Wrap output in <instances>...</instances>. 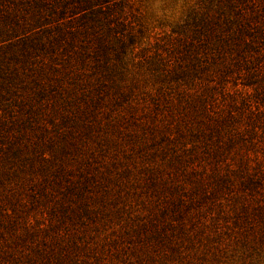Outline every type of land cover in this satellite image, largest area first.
<instances>
[{
    "label": "trees",
    "instance_id": "trees-1",
    "mask_svg": "<svg viewBox=\"0 0 264 264\" xmlns=\"http://www.w3.org/2000/svg\"><path fill=\"white\" fill-rule=\"evenodd\" d=\"M122 1L0 0V47L5 45L0 49V61L21 63L18 71L12 66L8 75L0 68V87L5 91L0 101V154L10 153L19 159L23 168L20 172L29 171L30 187L35 188L30 192L31 203L38 201L36 191L54 202L47 211L48 225L43 229L45 234H54L52 238L58 246L50 245L52 239L41 240V247L35 250V256L28 257V264L35 259L41 264H67L69 252L62 253L63 248H58L70 242L61 239L59 232L68 230L66 224L70 229L95 215L81 204L85 183L91 179L86 176L82 183L73 180L77 162L67 155H78L81 150L72 148L68 137L74 132L81 135L91 130L85 119H89L87 108L108 105L105 113L111 114L119 102L128 103L132 98L134 89L121 91L116 80L124 76L121 67L134 44L131 37H124L125 23L119 17ZM174 37L182 67H169L157 61H152L150 67L156 71L153 79L161 83L153 105L157 107L159 99L168 98L172 91L176 93L175 100L188 107L194 120L193 129L181 142L187 155L175 162L184 164L185 159H191L193 164L202 162L212 168L209 180L216 184L210 194L214 198L217 188L228 193L238 191L230 200L235 205L232 214L236 219L225 235H238L243 248L242 263L264 264V0H197L187 23ZM20 39L21 45L14 47L12 43ZM44 55L49 57L50 65L42 60ZM60 56L73 60L70 67L77 70L75 74L64 66L61 72L57 70ZM20 70L30 81L22 83L21 79L22 90L16 91L12 86L20 79L17 83L13 79ZM85 73L93 76L94 84L80 91ZM224 94L227 105L214 112L219 100L224 101ZM69 101L73 108L65 112ZM50 103L53 110L48 108ZM17 109L22 111L20 119L15 115ZM44 120L49 125L40 124ZM77 125L83 131L72 129ZM250 154L254 161L248 160ZM35 159L39 162L31 167ZM26 164L29 165L24 169ZM152 173L147 186L155 189L161 169ZM167 181L160 183L172 196L165 209L174 213L175 224L161 212L162 221L141 223L125 234L143 242V246L163 241L167 229L181 230L185 220L180 219L190 214L188 207L195 206H183L182 198L176 197L178 190ZM54 191L60 192L59 198L52 194ZM66 202L76 205L68 207ZM219 220H213L212 226L218 225ZM42 232L36 230L29 237Z\"/></svg>",
    "mask_w": 264,
    "mask_h": 264
},
{
    "label": "rangeland",
    "instance_id": "rangeland-1",
    "mask_svg": "<svg viewBox=\"0 0 264 264\" xmlns=\"http://www.w3.org/2000/svg\"><path fill=\"white\" fill-rule=\"evenodd\" d=\"M122 2L124 5L119 17L125 23L124 37H131L134 44L121 67L124 76L117 77L116 80L120 82L121 91L125 92L129 87L134 89L132 98L128 103L119 102V106L111 114L105 113L108 105L103 108V105L87 108L89 119H85L90 131H83L79 125L72 127L74 131L76 128L83 131L81 135L74 132L73 136L68 137L73 142L72 148L77 147L81 151L78 155H67V158L77 162L72 174L73 180L82 183L81 180L86 176L91 179L90 183H85L81 204L91 209L95 215L92 214L89 221L85 219L77 222L70 229L66 224L69 230L65 231L67 236L64 230L58 236L64 240L69 239L70 243L66 246L72 248L66 250L64 242L60 243L62 245L58 250L63 248L62 253L69 252V258L65 261L67 264H244L240 257L243 248L237 240L238 235H234L235 238L225 235L236 219L232 214L235 205L230 200L238 191L233 189L232 193H228L224 188H217V198H214L210 195L216 188V184L209 180L212 168L202 162L193 164L191 159H185L184 164L177 165L175 159L187 155L181 142L186 138L188 130L194 127L191 111L175 100L176 93L172 91L169 96L166 94L168 98L159 99L157 107L153 105V100L156 99L154 95L161 83L157 78L153 79L156 71L154 67H150V63L157 61L164 62L169 67L172 64L179 66V51L174 33L187 23L197 0ZM21 40L12 43L13 46L21 45ZM80 41L85 42L83 38ZM15 51L18 52V49ZM18 54L20 55V50ZM42 60L50 65L47 55ZM71 61L73 60L60 56L56 62L57 70L61 72L64 66L69 73L75 74L77 70H72ZM0 63V68L6 75L12 71V66L17 71L21 66L20 62ZM48 65L46 69L50 72ZM85 69L90 68L86 66ZM81 78L85 82L80 91L94 84L90 73L83 74ZM19 79L20 83H17ZM21 79L22 83L30 81V77H25L20 70L13 79L17 83L12 86L16 91L22 90ZM68 85L69 83L66 84ZM4 94L5 91L0 87V101ZM225 95L222 96L224 101L217 97L220 104L216 108L214 106V112L227 105ZM50 105L51 103L48 108ZM71 105L69 101L64 106L65 112L73 108ZM21 114V110H15L19 119ZM41 123H45V120ZM83 125H86L85 120ZM179 133L182 134L181 138ZM248 160L254 161L252 154ZM38 162L35 159L29 164L33 167ZM158 169H161L162 175L156 176L157 181L164 183L168 180L166 184H171L170 187L178 190L176 197L182 198L183 206L187 207L189 203L195 206L188 207L190 214L180 219L185 220L181 230L177 227L172 228V231L167 229L168 233L163 241L143 246V242L130 239L125 234L131 233L136 226L140 227L141 223L156 219L162 221L159 216L161 212L165 213L170 223L175 224L174 213L165 209L166 202L172 196L160 182L155 189L147 186L150 173L153 174ZM20 170L23 168L19 159L12 157L10 153L0 154V264H28V257L36 255L35 250L41 247V240L52 239L50 245L58 246L52 238L54 234H45L43 229L48 225L47 211L54 202L43 198L36 191L38 201L31 203L30 192L35 188L30 187L29 171ZM47 190L51 194L50 189ZM59 193L52 192L56 198H59ZM203 195L207 197H202ZM66 204L68 207L76 205L71 202ZM200 208L202 212H197ZM216 218L220 219L219 224L212 226ZM36 230L43 232L40 236L29 237ZM149 231L152 233V229ZM218 235L220 237L215 239ZM31 262L41 264L39 259Z\"/></svg>",
    "mask_w": 264,
    "mask_h": 264
}]
</instances>
